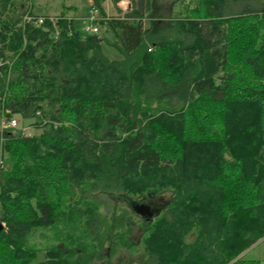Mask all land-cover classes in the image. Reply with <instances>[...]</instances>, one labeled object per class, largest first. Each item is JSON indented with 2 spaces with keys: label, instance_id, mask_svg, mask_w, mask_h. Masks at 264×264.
Returning <instances> with one entry per match:
<instances>
[{
  "label": "trees",
  "instance_id": "16d2710c",
  "mask_svg": "<svg viewBox=\"0 0 264 264\" xmlns=\"http://www.w3.org/2000/svg\"><path fill=\"white\" fill-rule=\"evenodd\" d=\"M104 1L121 60L0 0V108L41 129H0V264H111L138 225L147 264H262L247 253L264 240V0H131L117 16Z\"/></svg>",
  "mask_w": 264,
  "mask_h": 264
},
{
  "label": "rangeland",
  "instance_id": "374dc122",
  "mask_svg": "<svg viewBox=\"0 0 264 264\" xmlns=\"http://www.w3.org/2000/svg\"><path fill=\"white\" fill-rule=\"evenodd\" d=\"M33 13L36 15H59L63 12L69 11L70 14L75 15V19H72L74 21V25L76 30L80 31V33L83 36L88 35H96L103 39V42L101 43V49L102 52L110 59L112 60H121L123 59V55L121 51H119L116 47L112 46L107 41H114L116 40V34L114 31L110 30L108 28L107 24L100 23L99 31L94 33L90 31L89 26L91 25V22L87 20V17L89 15V11L91 6H89L88 0H29ZM171 1V0H170ZM115 4L114 0H105L103 3V7L105 9V12L108 16H117L121 15L123 12H128L131 10V0H125L122 4V8H119V6ZM257 5V4H256ZM71 6V8H69ZM244 4L242 3H236L234 5H231V9H236L243 7ZM67 16V15H65ZM69 17V16H68ZM146 26H149V22H146ZM161 31L164 29L163 25L161 24ZM18 120V126L16 127H8L4 126L3 124V112L0 108V129H5L8 131H12L15 134H18L20 132L25 133L26 135H33L36 133L41 132V129H38L34 125V121L31 119H24L21 116H14ZM118 197V198H117ZM116 198H112V201L108 204H106L105 208H111L115 205V202L118 203V205L121 206L122 203V196L117 195ZM169 200V196L165 195V197H158L156 199H152L145 203L149 207V210L153 213L155 216L158 212V209L163 206L165 202ZM104 210V208H102ZM134 213L137 215H143L142 212H139L137 210H134ZM143 234V230L140 228V226H136L134 230L132 231V241L133 243H136L132 248H129L128 246H118L115 248V250L110 251L106 250L107 255H111L108 257L111 264H147L144 261L147 260V256H144L142 253L143 250L139 251V246H137L140 242L141 236ZM47 235V234H46ZM44 233H38L35 238L33 239V243L35 242L38 246L46 247L51 242V237H46ZM193 236L189 238L191 240ZM143 249V248H141ZM247 258L249 259H258L264 264V240L253 246L247 253ZM107 259V258H106ZM147 262V261H146ZM109 263V262H108ZM94 264H99V262H95ZM101 264V263H100Z\"/></svg>",
  "mask_w": 264,
  "mask_h": 264
},
{
  "label": "built area",
  "instance_id": "2783aa9c",
  "mask_svg": "<svg viewBox=\"0 0 264 264\" xmlns=\"http://www.w3.org/2000/svg\"><path fill=\"white\" fill-rule=\"evenodd\" d=\"M33 11L29 10L24 15V24H34V25H41L45 23L46 21L52 22L54 25L58 23L61 19H67L72 20L68 16H59V15H35L32 13ZM106 19V17L101 13V10L94 4L91 5L89 15L87 17V20L91 22V25L89 26L90 31L96 33L99 31V24L102 20ZM3 124L4 126L8 127H16L18 126V120L16 118L6 119L3 116ZM4 130V129H3Z\"/></svg>",
  "mask_w": 264,
  "mask_h": 264
},
{
  "label": "water",
  "instance_id": "95a60500",
  "mask_svg": "<svg viewBox=\"0 0 264 264\" xmlns=\"http://www.w3.org/2000/svg\"><path fill=\"white\" fill-rule=\"evenodd\" d=\"M134 210H137L139 212H142L143 215L153 217V213L149 210V207L145 204L142 205H134L133 207ZM150 211V212H149ZM4 229V224L0 222V232Z\"/></svg>",
  "mask_w": 264,
  "mask_h": 264
},
{
  "label": "crops",
  "instance_id": "0c3cea01",
  "mask_svg": "<svg viewBox=\"0 0 264 264\" xmlns=\"http://www.w3.org/2000/svg\"><path fill=\"white\" fill-rule=\"evenodd\" d=\"M124 1L125 0H121L120 2L117 3V5L119 6V8H122V4L124 3ZM88 2H89V6H91L93 4V0H88ZM69 8H71V6H69ZM63 13H64V15H67V16L71 17L72 19H75V17H73L75 15L70 14L69 11L63 12ZM46 15H49V14H46Z\"/></svg>",
  "mask_w": 264,
  "mask_h": 264
},
{
  "label": "flooded vegetation",
  "instance_id": "af4514ba",
  "mask_svg": "<svg viewBox=\"0 0 264 264\" xmlns=\"http://www.w3.org/2000/svg\"><path fill=\"white\" fill-rule=\"evenodd\" d=\"M150 212V211H149ZM100 264V263H99ZM101 264H104V263H101Z\"/></svg>",
  "mask_w": 264,
  "mask_h": 264
}]
</instances>
